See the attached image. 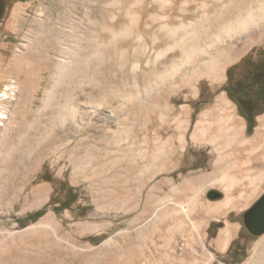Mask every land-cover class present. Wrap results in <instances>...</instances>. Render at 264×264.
Returning <instances> with one entry per match:
<instances>
[{
	"label": "rangeland",
	"instance_id": "374dc122",
	"mask_svg": "<svg viewBox=\"0 0 264 264\" xmlns=\"http://www.w3.org/2000/svg\"><path fill=\"white\" fill-rule=\"evenodd\" d=\"M52 1L0 0V114L8 116L0 124V264L248 263L264 234L249 235L235 218L264 193V112L247 129L220 85L226 70L264 48V27L216 47L212 56L220 62L215 70L200 59L150 88L129 79L128 136L112 137V145L104 141L89 151L88 143L81 146L80 141L104 122L93 119L94 125L86 127L67 123L70 135L58 144L34 147L31 158L41 154L25 173L18 165L29 147L25 131L59 57L58 50H34L43 11ZM206 1L78 0L75 12L82 17L94 8L99 17L104 9L110 30L126 28L112 49L126 51L129 74L133 66L138 73L145 71L153 59L160 64L178 46L189 47L182 30L190 32L192 27L185 25L211 12ZM59 4L55 8L65 11L67 2ZM182 24L181 32L169 38L168 29ZM111 72L114 76L115 68ZM108 120L110 130L119 127L114 115ZM200 129L204 133L194 136ZM231 164L235 167L226 169ZM225 174L237 183L226 187L220 182ZM190 176L206 182L189 185ZM64 183L75 189L71 194L78 200L57 214L47 203L54 193L64 199ZM39 191L41 199L34 196ZM224 198L230 200L227 206L210 211ZM37 211L43 215L35 222H18Z\"/></svg>",
	"mask_w": 264,
	"mask_h": 264
},
{
	"label": "bare ground",
	"instance_id": "6f19581e",
	"mask_svg": "<svg viewBox=\"0 0 264 264\" xmlns=\"http://www.w3.org/2000/svg\"><path fill=\"white\" fill-rule=\"evenodd\" d=\"M63 1L67 2L65 11L61 10L59 6V3ZM77 1L53 0L44 9V14L39 22L37 30L39 34L37 32V35L40 38L37 41L40 44H37L34 50L37 49L47 54L49 52L55 54L58 50L56 55L59 57L53 64L48 84L42 95L41 105L34 113L33 119L25 131L24 138L29 147L26 152L20 155L18 161V165L25 173L35 164L36 158L41 154L38 151L35 158H31L34 147L35 149L46 148L47 144H58L70 135L69 128H65L67 123L79 122L86 127L92 123L93 119H100L104 122L96 130L92 129L93 135H88L86 139L80 141L81 146L88 143L89 151L90 149L97 150L100 148L98 145H103L104 141L107 142V145H112V137L119 141L123 140L120 138V134L127 135L129 132L125 127L126 119H128L125 111L127 110L126 96H128L129 79H132L139 87L150 88L156 81L170 79L178 71H185L187 67L193 66L200 59L208 60L205 61L209 63L208 70H215L219 65V60L212 56L216 47L223 46L225 42L235 40L248 32L250 34L252 30L257 31L264 27V0L206 1V3L209 2L208 8L211 12L201 14L194 23L185 25L192 27L190 32L182 30L185 27L183 24L178 28L169 27L170 29H168L169 38H171L170 35H175L182 30L183 36L190 40L189 47L178 46L177 51L172 50L173 53H170L164 62L161 61L162 63L159 64L157 60L155 63V59H153L150 67L145 71L138 73L136 72L137 66H133L129 74H126L123 59L126 51L118 48L112 49V45L124 37L126 28H122L120 31L110 30L107 25L109 21L105 16L107 11L104 9H99V17L96 16L97 12L94 8H89L82 17L79 16L75 12ZM56 4H59L57 8H55ZM203 6L206 7L205 4ZM97 32H99V36ZM107 36H109V41ZM168 37L166 36V39H169ZM168 49L169 47L163 48L160 51V56H166L165 53ZM228 51L230 50L226 49L225 52L228 53ZM112 68H115L114 76L111 72ZM113 115L117 120V126H119L114 131L110 130L106 124L107 121H110L108 119L113 118ZM2 119L8 121V116L0 114V124H2ZM92 124H90L91 127L94 125ZM198 127H201V123L198 124ZM203 133V129H200L194 136ZM90 138L93 140L91 141ZM232 139H229L228 144L233 141ZM132 150L130 146L125 147L126 152L132 153ZM80 162V159L75 162V169ZM233 167L235 164L228 165L226 169ZM199 180L202 184L206 182V179L196 176H190L187 182L189 185H193ZM223 181L227 183L226 187L237 183L236 179L228 174L221 177L220 182ZM34 196L41 199L43 191H39ZM40 201L31 205L29 209L38 206ZM229 203L230 200L224 198L215 205L209 206V209L216 212ZM43 222L45 221L43 220ZM192 228L196 232L198 231V226L195 223H192ZM213 228H210L211 233ZM111 241L109 239L106 244ZM115 253L117 255L118 250ZM246 264H264V239L256 245L253 255Z\"/></svg>",
	"mask_w": 264,
	"mask_h": 264
},
{
	"label": "flooded vegetation",
	"instance_id": "af4514ba",
	"mask_svg": "<svg viewBox=\"0 0 264 264\" xmlns=\"http://www.w3.org/2000/svg\"><path fill=\"white\" fill-rule=\"evenodd\" d=\"M220 92L225 93L234 104L247 129H250L264 112V48L254 51L249 58L244 59L240 67L226 70ZM246 211L236 217L235 221L240 222L248 232L244 225Z\"/></svg>",
	"mask_w": 264,
	"mask_h": 264
},
{
	"label": "trees",
	"instance_id": "16d2710c",
	"mask_svg": "<svg viewBox=\"0 0 264 264\" xmlns=\"http://www.w3.org/2000/svg\"><path fill=\"white\" fill-rule=\"evenodd\" d=\"M19 1H23V0H19ZM62 188H66V190H67L66 196L64 197V199H62V200L58 199L56 196L57 194L54 193L50 197V199L47 203V206H54L53 211L57 214H60L62 211L66 210V209H70L74 204L77 203V200H78L76 195L71 194L75 190L73 187L66 186V184L64 183V186ZM42 215H43V211H37V212L29 213V214H26L25 217L19 219L18 222L25 225L26 223H28L30 221L35 222Z\"/></svg>",
	"mask_w": 264,
	"mask_h": 264
},
{
	"label": "water",
	"instance_id": "95a60500",
	"mask_svg": "<svg viewBox=\"0 0 264 264\" xmlns=\"http://www.w3.org/2000/svg\"><path fill=\"white\" fill-rule=\"evenodd\" d=\"M244 225L252 236L264 234V193L244 216Z\"/></svg>",
	"mask_w": 264,
	"mask_h": 264
}]
</instances>
